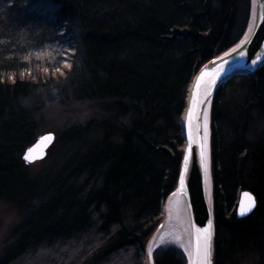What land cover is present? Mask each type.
I'll return each instance as SVG.
<instances>
[{
    "label": "trees",
    "instance_id": "obj_1",
    "mask_svg": "<svg viewBox=\"0 0 264 264\" xmlns=\"http://www.w3.org/2000/svg\"><path fill=\"white\" fill-rule=\"evenodd\" d=\"M250 12L251 0H0V202L20 214L0 264H144L176 188L188 87ZM48 50L75 51L68 85L43 72ZM69 90L105 116L66 129L35 174L23 159L35 116ZM211 146L214 264H264V65L216 91ZM242 191L257 207L238 218ZM153 263L186 258L158 247Z\"/></svg>",
    "mask_w": 264,
    "mask_h": 264
},
{
    "label": "water",
    "instance_id": "obj_2",
    "mask_svg": "<svg viewBox=\"0 0 264 264\" xmlns=\"http://www.w3.org/2000/svg\"><path fill=\"white\" fill-rule=\"evenodd\" d=\"M248 28L242 39L232 48L203 64L194 75L182 114L183 155L175 190L167 197L174 196L183 203L188 223L189 249L183 252L186 264H201L203 246L207 232L211 237V264L215 255V224L213 210L211 111L216 91L237 76L254 74L264 65V0H251ZM214 80V84L210 83ZM199 84V91L197 85ZM207 92V94H206ZM51 137V139H46ZM56 141L53 132L44 133L24 153L27 165L44 160ZM203 149L206 166L202 162ZM28 156L30 159H25ZM31 161V162H30ZM247 194V195H246ZM254 199L250 211L248 197ZM165 200V203L167 201ZM246 210L240 215L241 208ZM257 207V199L250 191H242L236 212L238 218H245ZM164 226V219L149 239L144 256L147 264L153 263V252L157 237ZM200 230L199 233L197 230ZM200 237L201 256H197V236Z\"/></svg>",
    "mask_w": 264,
    "mask_h": 264
},
{
    "label": "rangeland",
    "instance_id": "obj_3",
    "mask_svg": "<svg viewBox=\"0 0 264 264\" xmlns=\"http://www.w3.org/2000/svg\"><path fill=\"white\" fill-rule=\"evenodd\" d=\"M53 53L54 50H48L43 55L47 57L49 64V67L44 69L43 72L63 83V81H67L69 75L77 68L74 63L77 58L73 57L75 51L69 50L64 52V50H61L57 55ZM65 84L68 85L69 82L67 81ZM66 95L67 96L64 98L58 97L54 101L48 103L35 116L38 125L37 137L48 132H53L56 135V141L48 151L47 157L42 161L30 165L32 172L35 174L43 172L48 166L54 164L56 159H58L57 154L60 150V143L58 140L66 129L73 126L85 125L91 119L100 120L105 116L96 102L88 100L78 101L72 97L70 90ZM61 163V160L57 163L55 171L60 168ZM160 219L161 222L164 219L162 212ZM19 221V210L10 203L0 202V255L11 231ZM172 246L182 250V248L174 241H167L161 244L160 247ZM144 264H147L145 256ZM237 264H258V260L256 258L246 257L243 260H238Z\"/></svg>",
    "mask_w": 264,
    "mask_h": 264
},
{
    "label": "bare ground",
    "instance_id": "obj_4",
    "mask_svg": "<svg viewBox=\"0 0 264 264\" xmlns=\"http://www.w3.org/2000/svg\"><path fill=\"white\" fill-rule=\"evenodd\" d=\"M164 226L157 237L154 248L167 241H174L185 251L189 249V235L186 210L183 203L170 196L163 207Z\"/></svg>",
    "mask_w": 264,
    "mask_h": 264
},
{
    "label": "snow or ice",
    "instance_id": "obj_5",
    "mask_svg": "<svg viewBox=\"0 0 264 264\" xmlns=\"http://www.w3.org/2000/svg\"><path fill=\"white\" fill-rule=\"evenodd\" d=\"M211 84H214V80L210 83V86ZM199 84L197 85V90L199 91ZM207 94V92H206ZM46 139H51V137H47ZM25 159H30V157L26 156ZM201 159H202V162L205 163V166H206V157L204 156V153H203V149H202V152H201ZM31 162V161H30ZM247 195V194H246ZM250 203H249V207L247 209V211H250L251 210V207L254 206V199L252 197H248ZM246 214V210L242 207L241 208V211H240V215H245ZM199 229L197 230V232L199 233ZM211 237H212V234L210 231L207 232V236L205 238V242H204V246H203V258H202V261H201V264H211V261H210V256H211ZM197 256L198 258L201 256V246H200V237L199 235L197 236Z\"/></svg>",
    "mask_w": 264,
    "mask_h": 264
}]
</instances>
